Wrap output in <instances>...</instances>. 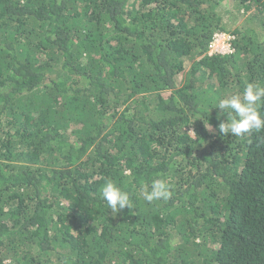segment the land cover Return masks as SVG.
Listing matches in <instances>:
<instances>
[{"label": "trees", "instance_id": "16d2710c", "mask_svg": "<svg viewBox=\"0 0 264 264\" xmlns=\"http://www.w3.org/2000/svg\"><path fill=\"white\" fill-rule=\"evenodd\" d=\"M249 82L264 0H0V264H264V129L216 108Z\"/></svg>", "mask_w": 264, "mask_h": 264}, {"label": "clouds", "instance_id": "9594fccd", "mask_svg": "<svg viewBox=\"0 0 264 264\" xmlns=\"http://www.w3.org/2000/svg\"><path fill=\"white\" fill-rule=\"evenodd\" d=\"M217 33H226L230 36V40L224 42L225 51L231 45V35L227 32ZM262 105H264V86L255 82L247 83L242 93L218 97L216 108L220 112L217 118L220 119L222 115L227 114V120L220 121L218 131L224 136L231 134L235 137H242L253 130L264 129V117L260 112ZM188 132L195 133L194 131ZM142 195L147 202L151 203L154 200L170 199L172 192L165 180L156 179L151 183V190L145 188ZM101 196L107 202L108 207L115 212L125 207L132 208L129 193L117 186L111 179L106 180L102 186Z\"/></svg>", "mask_w": 264, "mask_h": 264}, {"label": "built area", "instance_id": "2783aa9c", "mask_svg": "<svg viewBox=\"0 0 264 264\" xmlns=\"http://www.w3.org/2000/svg\"><path fill=\"white\" fill-rule=\"evenodd\" d=\"M230 40V36L227 35L226 33H217L214 36L213 42H212V47L220 50V51H224V47L225 43Z\"/></svg>", "mask_w": 264, "mask_h": 264}, {"label": "rangeland", "instance_id": "374dc122", "mask_svg": "<svg viewBox=\"0 0 264 264\" xmlns=\"http://www.w3.org/2000/svg\"><path fill=\"white\" fill-rule=\"evenodd\" d=\"M7 261H9V260H7Z\"/></svg>", "mask_w": 264, "mask_h": 264}]
</instances>
